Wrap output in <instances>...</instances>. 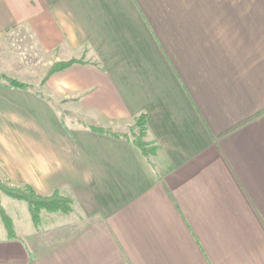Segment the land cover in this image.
Masks as SVG:
<instances>
[{"label":"crops","instance_id":"crops-1","mask_svg":"<svg viewBox=\"0 0 264 264\" xmlns=\"http://www.w3.org/2000/svg\"><path fill=\"white\" fill-rule=\"evenodd\" d=\"M0 72V176L72 199L0 264H264V0H0Z\"/></svg>","mask_w":264,"mask_h":264},{"label":"trees","instance_id":"trees-1","mask_svg":"<svg viewBox=\"0 0 264 264\" xmlns=\"http://www.w3.org/2000/svg\"><path fill=\"white\" fill-rule=\"evenodd\" d=\"M78 61H83V60L78 58H70L67 60L58 61L57 63L53 64L45 71L42 78V83L52 72L64 69L70 64ZM0 78L6 79L13 86H18V87L32 86L30 82L19 80L18 78L7 75L3 72H0ZM132 125L134 127L138 126L139 130L137 132L134 131V127L132 126V132L134 133V136L129 137L126 133L124 134V136H126L129 139H132L145 154L152 153L156 148V144L149 151L146 146V140L144 138V134L147 129L146 114L141 113L138 116H136L134 123ZM98 128L101 130L103 129L100 127ZM1 192L6 193L7 195L13 198L23 199L27 201L32 221L37 226L41 222L42 209L54 210V211L55 210L68 211L69 209H71V203H72L71 197L64 194L59 189H55L50 193L44 194L38 192L29 183L15 184L10 182L8 179H4L0 177V193ZM0 216L6 227L8 236L14 237L16 235V231H15L13 219L8 214L7 210L5 209L1 201H0Z\"/></svg>","mask_w":264,"mask_h":264},{"label":"rangeland","instance_id":"rangeland-1","mask_svg":"<svg viewBox=\"0 0 264 264\" xmlns=\"http://www.w3.org/2000/svg\"><path fill=\"white\" fill-rule=\"evenodd\" d=\"M25 34V38H26V41L28 42V38L30 37V34L29 32H26L24 33ZM27 49V48H26ZM64 48H62V46L58 47L55 49L56 53H55V56H56V59L55 56L53 58V60L50 62V64L46 67L45 71L50 67L52 66L53 64L57 63L58 61H62V60H67V59H70V58H78V59H82L83 60V56H81L82 54L78 53V57L74 56V54H72L71 56H68L69 58H64L67 56V51H63ZM85 57V56H84ZM64 58V59H63ZM12 75V74H11ZM17 75V76H16ZM14 75L16 78H21V74H16ZM27 75V74H26ZM43 78V76H42ZM41 78V80H42ZM26 79H29V78H26ZM40 80V82H41ZM39 84V83H38ZM70 118H67L65 117L64 120L65 121H69ZM132 126L131 125L130 127V131H127L126 134L128 136H134V133L132 132ZM134 127V126H133ZM139 130V127L138 126H135L134 127V131H138ZM146 136V132L144 134V137ZM145 140H146V146L148 148V150L150 151L151 148L155 145V142L152 141L150 138H147L145 137ZM1 177V176H0ZM1 178H4L6 179L5 177H1ZM0 201L2 202V204L4 205L5 209L7 210L8 214L12 217V218H16L17 219V215L22 217V218H29L30 214H29V209H28V205H27V201L23 200V199H16V198H13L9 195H7L6 193L4 192H1L0 193ZM67 195V194H66ZM69 196V195H68ZM71 209H72V204H71ZM69 209V210H71ZM43 211L44 210H47V209H42ZM41 210V212H43ZM68 210V211H69ZM48 211H53V210H48ZM64 212H67V211H64ZM21 219V218H20ZM5 227H4V224H3V221L1 219V216H0V230H3L4 231Z\"/></svg>","mask_w":264,"mask_h":264}]
</instances>
